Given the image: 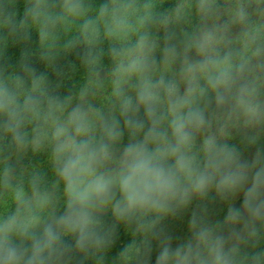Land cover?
<instances>
[{
    "label": "trees",
    "instance_id": "trees-1",
    "mask_svg": "<svg viewBox=\"0 0 264 264\" xmlns=\"http://www.w3.org/2000/svg\"><path fill=\"white\" fill-rule=\"evenodd\" d=\"M73 142L90 165L76 179ZM131 145L173 172L175 195L0 228V264H264V0H0V162L38 147L35 176L58 184L27 190L25 212L62 182L120 183Z\"/></svg>",
    "mask_w": 264,
    "mask_h": 264
},
{
    "label": "rangeland",
    "instance_id": "rangeland-1",
    "mask_svg": "<svg viewBox=\"0 0 264 264\" xmlns=\"http://www.w3.org/2000/svg\"><path fill=\"white\" fill-rule=\"evenodd\" d=\"M177 44L179 48L189 47L186 33L182 32L178 35ZM119 139H121L119 134L111 133L105 140L90 143V148L87 147L88 144L83 148V151L86 149L91 151L108 149L117 145ZM21 156H23V162L15 168H12L11 162H0V228L16 224L48 225L84 218L94 213L126 208L120 183L106 184L107 187L103 191L95 189L87 191L81 188L73 189L72 185L62 182L58 189L63 192V195L50 201L48 209L44 213L27 214L24 208L29 197L27 190L40 188L46 182H49L52 188L57 187L58 184L51 183V179L41 182L39 177L35 176V172H33L35 166L44 165V159H42L38 147L31 146L30 149L24 150ZM73 178L76 179V176ZM82 193L87 197L83 203L79 199ZM251 194V189L247 188L243 196L248 201L247 206L244 205V209H247L245 214L248 219L252 217Z\"/></svg>",
    "mask_w": 264,
    "mask_h": 264
},
{
    "label": "clouds",
    "instance_id": "clouds-1",
    "mask_svg": "<svg viewBox=\"0 0 264 264\" xmlns=\"http://www.w3.org/2000/svg\"><path fill=\"white\" fill-rule=\"evenodd\" d=\"M184 125L177 119L174 122V132L184 140L187 137L183 133ZM74 156L70 157L65 164V172L72 178L89 170L87 158L76 149L73 142ZM176 168L185 171L187 164L178 159ZM201 178L197 186L204 185ZM91 186V185H90ZM106 184L96 183L95 190L103 191ZM176 181L173 172L165 168L160 162L158 155L147 153L143 148L131 145L126 149L125 168L120 177V190L126 208L131 211L136 208L151 207L164 198L175 195ZM83 203L87 197L82 193L79 196ZM87 221H83L86 225ZM14 254H10L11 256Z\"/></svg>",
    "mask_w": 264,
    "mask_h": 264
}]
</instances>
